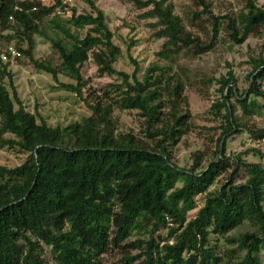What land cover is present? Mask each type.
<instances>
[{
    "label": "trees",
    "instance_id": "1",
    "mask_svg": "<svg viewBox=\"0 0 264 264\" xmlns=\"http://www.w3.org/2000/svg\"><path fill=\"white\" fill-rule=\"evenodd\" d=\"M85 1L93 12L78 13L66 0H0V51L16 45L19 61L28 57L91 112L51 125L24 105L10 62L0 57V147L25 154L19 165L0 164V264H106L114 250L123 254L117 264H221L224 255L212 241L242 226L247 230L228 238L237 248L228 250L246 251L239 264H264V161L257 144L264 137L263 50L250 56L246 88L232 68L216 79L220 96L211 113L220 132L213 157L206 161L197 149L189 168L173 160V148L193 128L187 79L175 64L183 52L214 50L223 24L231 44H243L264 27V6L245 0L242 8L216 13L210 0H197L200 9L183 16L168 0H131L153 6L162 25L157 35L166 38L159 59L139 75L131 53L133 73L116 67L122 48L104 10ZM37 35L52 43L58 65L35 57ZM90 54L99 72L114 78L101 90L82 74ZM61 74L74 82H62ZM115 109L136 111L139 127L122 129ZM242 133L251 145L229 150L230 138ZM250 153L259 159L250 161Z\"/></svg>",
    "mask_w": 264,
    "mask_h": 264
},
{
    "label": "rangeland",
    "instance_id": "2",
    "mask_svg": "<svg viewBox=\"0 0 264 264\" xmlns=\"http://www.w3.org/2000/svg\"><path fill=\"white\" fill-rule=\"evenodd\" d=\"M104 10L107 17V24L114 32V41L123 51L118 58L116 67L133 73L135 65L131 60L130 53L141 65L139 75H142L146 68L159 59L156 52L162 48L165 37H159L157 32L162 28L159 24V17L152 11L153 6L138 7L131 0H94ZM174 4L177 13L187 16L196 9H200L197 0H168ZM213 9L217 13H225L230 7L242 8L245 0H210ZM257 4L264 6V0H254ZM45 4H51L52 0H43ZM71 7H75L78 13L93 12L92 7L85 0H66ZM88 30L86 27L81 34ZM201 28L194 29L208 41L210 35L204 34ZM53 35V32L50 31ZM135 41V43H133ZM17 42L16 39L13 40ZM131 45V51L128 47ZM264 51V27L256 34L251 35L241 45H232L225 24L220 35V41L216 48L202 54L193 52L182 53L178 63L175 64L180 72L187 79L185 95L188 108L192 115V130L185 135L180 143L173 148V160L181 167L189 168L192 164V153L201 149L206 152V161L210 160L216 149V140L219 136V122L212 116L211 105L219 98L218 79L232 68L236 74L238 84L241 88L249 85L248 74L252 69L250 56L257 55ZM35 57L40 60L51 61L54 65L60 63L59 53L53 48L52 43L40 35L36 36ZM9 69L13 73V82L18 90L19 96L24 105L32 112L40 114L51 125H66L72 121L79 120L91 112L82 97L71 90L59 88L61 83L45 71H38L30 64L28 57L22 60L10 62ZM82 74L90 78L91 84L97 90H101L113 77L107 73H100L97 63L92 54L82 67ZM212 81H210L211 79ZM210 79V80H209ZM62 82H74L73 79L63 74L60 75ZM4 82L8 85L9 78ZM264 87V82H263ZM89 92V91H88ZM85 96V93H84ZM114 116L119 119L122 129L138 128L140 125L139 116L136 111H120L115 109ZM247 133L235 135L230 138L228 147L231 151L245 150L251 145ZM263 161L264 151L262 150ZM25 158V154L17 153L15 150L0 147V164L6 166L19 165ZM247 158L250 161H257L259 155L250 153ZM205 161V162H206ZM227 176L222 175L211 187L215 189ZM180 184V183H179ZM193 212L190 213V216ZM247 230L246 226L236 228L227 236L215 237L212 241L217 244V251L224 255L221 264H239L246 251H238L234 255L228 249L237 248V244H230L229 237L236 236ZM132 254L137 251L133 250ZM121 254L118 250L110 252L106 257V264H117L120 262ZM51 264H55L53 260ZM138 263V262H137ZM136 263V264H137Z\"/></svg>",
    "mask_w": 264,
    "mask_h": 264
},
{
    "label": "built area",
    "instance_id": "3",
    "mask_svg": "<svg viewBox=\"0 0 264 264\" xmlns=\"http://www.w3.org/2000/svg\"><path fill=\"white\" fill-rule=\"evenodd\" d=\"M0 31H1V21H0ZM23 54L16 45L10 44L4 50L0 51V57L5 62H14L17 58L21 57ZM261 149L264 151V137L261 138L257 143Z\"/></svg>",
    "mask_w": 264,
    "mask_h": 264
}]
</instances>
